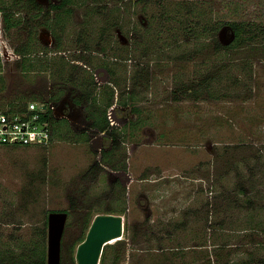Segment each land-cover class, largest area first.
Masks as SVG:
<instances>
[{"label": "rangeland", "instance_id": "rangeland-1", "mask_svg": "<svg viewBox=\"0 0 264 264\" xmlns=\"http://www.w3.org/2000/svg\"><path fill=\"white\" fill-rule=\"evenodd\" d=\"M165 1L174 7L176 2L196 1L198 6L209 2L211 5H207L219 20L243 18L264 25V0ZM102 2L111 9L109 15L114 11L112 18L121 15L125 23L131 20L139 27L147 24L149 12L137 9L128 1L123 4L119 0ZM8 7L16 18L22 17L19 27L5 28L3 18ZM74 8V17L63 34L64 43L71 50L68 55L73 54L72 49L77 46L78 34L89 32V37L95 38L91 43L93 57L101 53L99 44L107 46L110 57L117 52L122 57L116 66L119 91L124 90L126 94L133 91L140 111L130 112L127 123L118 125L116 130L121 140L111 161L112 167L102 163L95 132L86 136L63 127L46 146L0 145V255L18 259L29 253L35 241H44L45 229L48 251V215L52 211H67L61 256L70 258L72 248L78 247L87 231L85 213L89 211L95 216L105 213L107 208L125 206L123 236L110 243H120L122 247L125 244L120 264H203L206 256L220 242L226 241L228 251L233 252L232 258L244 259L245 253L253 248L245 236L243 240L241 237L250 229L232 237L228 230L212 228L208 216L223 200L224 189H228L225 193L229 194L232 204L238 206L244 202L243 195L237 194L235 188L238 182L249 183L245 180L249 172L236 162L245 158L250 165L256 160L264 165V40L261 38L254 46L235 48L218 57L209 38L204 39L206 49L200 50L204 40L187 39L181 30L172 37L174 29L159 35L142 29L126 40L125 33L116 28L114 35L112 31L99 38L95 33L98 24H82L85 5L78 4ZM118 8L122 9L121 13ZM34 13L28 11L24 1L0 0V31L3 30L11 45L21 48L30 43V31L37 28L39 20L33 18ZM177 22H171L170 26ZM116 34L123 37L126 50L119 47L121 43L114 42ZM151 39L159 40L155 41L159 50L156 45V49L145 45ZM220 40L225 44L231 38L225 33ZM37 41L42 46L38 36ZM31 42L33 48L40 47L34 39ZM147 46V54H144ZM209 56L215 61L212 74L220 87L216 95L221 92L223 97L211 99L206 95L194 100L188 95L192 90L184 86L198 80ZM19 61L15 65H3L0 56V79L5 87H0V107L12 99L31 100L33 97L23 98V95L30 96L33 90L44 85L47 89L49 84L53 87L59 81H70L52 72L54 67L50 73H22L17 68ZM70 73L71 67L67 66V76ZM96 78L106 83L107 72L96 70ZM102 83L93 86V93H103ZM120 98L115 94L114 102ZM134 119H141L136 130L128 126ZM242 143L244 147L240 146ZM223 156L228 158L229 165L230 158L235 156L233 163L236 164H232L239 170L229 169ZM124 163L127 174L118 176L114 167ZM116 177H125L124 203L119 200L124 186L114 184ZM259 177L257 190L260 191L253 193V197L264 204L262 172ZM72 205L78 207L71 209ZM228 223L234 225L233 220ZM243 225L249 227L250 224L245 221ZM258 236L254 239L264 234ZM108 249L109 255L114 256L113 249Z\"/></svg>", "mask_w": 264, "mask_h": 264}, {"label": "trees", "instance_id": "trees-1", "mask_svg": "<svg viewBox=\"0 0 264 264\" xmlns=\"http://www.w3.org/2000/svg\"><path fill=\"white\" fill-rule=\"evenodd\" d=\"M19 1H24L28 11L35 12L33 18H38L39 20L37 21V28H34L35 30L30 31V43H27L21 48H17L18 52L22 55V61H20L17 65L18 70L22 73L27 74L30 72H51L52 67H54V71L52 72L59 74L62 78L69 79L74 84L80 85L85 89L89 87L90 105L88 108V115L90 116V118L93 119L94 126L100 128L101 130L107 131L109 130V128L112 127L108 115V107H110L114 103L115 94L120 95L121 98L119 99V102L123 103L124 105L130 104L132 106L133 113H139L140 107L135 102V100L137 99V95L133 91H128L127 94L124 92V90L119 91L120 83L117 79L118 69L116 66L119 63L118 59L122 57H120L117 52L116 55L113 54L111 57L107 55L109 53L107 52V46H102L101 44H99L101 53H98V56H96L98 61L96 62L92 59L88 62V64L93 67H96V65L98 64H100V66L103 65L111 76L109 83L103 86V93H101L100 95L93 93V91L95 90V88L93 87L95 85L93 75L89 76L85 74L86 71H80L78 66L72 65L71 61H69V59L67 58V55H64L63 53H57L53 55L50 54L51 51L63 52L68 50V47L64 43L65 39L63 37V34L65 33L68 24L72 21L74 17V7L76 5H85L83 15L84 19L82 21L83 25H99L98 28L95 27V33L99 38L102 37L104 33H108L107 35H109V33H111L112 31L114 35V33H116V28L121 33H125L124 36L127 35L126 37H128L130 34L134 35L136 32H142V29L149 30L148 34L156 33L158 35L162 33H167L168 30L174 29L172 35V37H174L177 36V34L179 33L178 30H181V33H184V36H186L187 39L195 38L201 41L206 38H209L208 40L211 41L210 44L214 52H216V56L218 57H221L222 54H226V52H231L235 48L254 46L258 44V42H260L261 38L264 40L263 24L256 23L254 21L243 18L227 21L219 20L214 16V10H212V7L209 8L208 5H211V3L209 4V2L199 4L200 7L198 6V2L196 1L191 3L176 2L174 3V7V5H168L167 1L165 0H119L120 4L121 2L123 4L124 1H128L134 7H137V9H140L141 11H144L146 13L149 12L147 24H145V26L142 25L139 27V25L135 24V22H131V20L125 23L121 15H119V17L117 16L112 18L114 11L112 15H109L111 9L108 8L109 6L107 4H102L103 0H62L60 4H51L49 7H44L37 0ZM90 1L92 3H89ZM122 9L118 8V13H121ZM5 11L6 12L4 13L3 18L5 28L12 29L14 27H19L23 20L22 17L16 18V14L11 7H8L7 9H5ZM186 18H189V21H186ZM173 21H178L177 25L170 26V23ZM24 22H26V24L29 23V21L26 20ZM27 26L28 25H26V27ZM40 26H45L53 32L57 41L55 48L50 49L47 46H41L38 43L37 30ZM127 26L129 27L128 29H126ZM223 27L227 28V38H231V41L225 44H223L219 38V32ZM89 33H79L77 40L84 41L88 44L90 43L87 48L89 47V49L94 50L93 44L91 43L92 40H95V38H93L92 36L89 37ZM32 39H34L35 44L37 43V45H40L39 48H33V43L31 42ZM115 41L119 44L121 43L119 47L126 50L127 44L123 43V41H120L117 38V34L116 39H114V42ZM155 41L159 40L153 41L151 39L147 41L145 45L150 44L148 46L152 45L154 49H156V45L157 50H159L158 45L157 43H155ZM203 42V44L198 49L203 50L205 48L206 41L204 40ZM107 45L109 46L108 43ZM148 46L146 47V52H144V54H147L149 48ZM188 54L190 55L191 53ZM208 58L209 59L204 62L205 71L201 74L200 77H198V80H194L190 85L186 84L184 86L187 87L188 90H192V93H188V95L194 100L206 98V95H209L211 99H218L221 96V92L220 95H216L220 91V87L218 86V80L215 78L216 76L212 74L215 68V61L210 59V56ZM67 66H71V73L68 76L66 74ZM1 67L2 64L0 62V72L2 71ZM0 81L2 80L0 79ZM0 87L5 88L3 86V81ZM45 96L46 92H43L42 95H23V98L33 97V99L36 100L39 98L42 99ZM13 100L14 99H12L11 101ZM140 121L141 119H134L133 121H130L128 123V126L132 130H136ZM116 129L117 128H113L111 132L114 144L112 149L103 152V163L111 164V161L114 159L116 151L119 148L121 134ZM61 132L62 130L59 128V126H57L56 131L54 132V138L55 135H59ZM243 145L244 143H242V145L240 146ZM236 148H239V146H237ZM223 158L226 160L225 163L231 170L236 169L234 166L236 163L243 164L249 172V175L245 180H247V182H249L250 184H245V181H242V183H237L235 191H237V194L243 195L244 200L242 205L238 206L237 204L231 203L229 194L226 195L225 193L228 191V189H224V193H222V195L224 194V198L220 201V203L218 202L216 204L215 208H213L214 210L212 214L210 215V217L208 216V222L212 224L211 226L214 229L217 228V230L221 229L223 231L228 230V234H230L232 237L234 235L236 236L238 233L240 234L241 231H245L247 228H249L250 232L243 234L241 238L243 240V236H245V239H248L249 243H251L253 250L249 252L247 251L245 253L247 254V256H245L244 259L237 261L236 259L232 258L233 252L228 251L229 242H220V244H218V246L214 248V251L211 252V254L209 253L208 256H206L207 259H205L203 264H264V255H261L262 252L264 253V236L257 240L254 239L255 237L259 238L258 235L264 234V204L260 201H256V199H254L255 195L253 197V193L260 191L257 190V186L260 183L258 181L260 179L259 172L263 173V177L261 178V180L264 181V165H261L259 160L254 161V163L250 165L248 163V159L245 158H242L238 162L233 163L235 156L230 158L231 163L229 165L228 158L226 159L225 156H223ZM262 166L263 171L260 170ZM120 167L127 170V165L125 163ZM114 184L119 185L120 187L124 186L123 194L121 195V197H119V200L122 201V203L126 202V185H123V183L119 179H117ZM77 207L78 206L76 205H72V207L70 208L76 209ZM124 212H126L125 206L117 209L114 207H110L107 208V210L105 211L106 214L118 213L120 215H122V213ZM85 215L87 217V231L82 236L80 243L85 240L88 230L94 218L98 214L92 216V214L88 211V213H85ZM244 216H247L248 218L244 219ZM229 220H233L234 225L229 224ZM245 221H248V223L250 224L249 227H244L243 223ZM43 234L44 241H35L29 253H26L18 259H12L10 257L6 258L3 255H0V264H47L46 229L43 231ZM133 238L134 237H132V239ZM133 241L135 242V239H133ZM75 246L72 248L71 254H69L71 255L70 258L62 256L60 264H77V247ZM107 247H111L113 249L114 256L109 255L110 251L109 249L107 250ZM124 251L125 244L123 247L120 243L116 245H110V243L107 244L103 250L100 264H120L124 257Z\"/></svg>", "mask_w": 264, "mask_h": 264}, {"label": "flooded vegetation", "instance_id": "flooded-vegetation-1", "mask_svg": "<svg viewBox=\"0 0 264 264\" xmlns=\"http://www.w3.org/2000/svg\"><path fill=\"white\" fill-rule=\"evenodd\" d=\"M37 1L44 7H49L51 4H60L62 0H37ZM37 36L40 42L42 43V45L47 46L50 49L55 48L57 44L56 37L50 29H48L45 26H40L38 28ZM126 36H124V38H126L127 40ZM117 38L120 41H123L124 43L123 37L121 39V37L119 38L117 35ZM89 44L85 43L84 41L77 40V46L72 49L73 54L68 55L71 52L70 48H68V50L63 52L51 51L50 54L53 55L57 53H63L64 55H67V58L69 59V61H71L72 65L77 64L79 69H83V71H86V75L89 76L93 75L95 85L97 83L101 85L102 83L97 78L95 80L96 70L104 69L108 75L107 82L104 84L102 83V86H104L105 84L109 83L111 76L103 65L100 66V64H98L96 65V67H93L88 64L90 60L97 59L96 56L92 57L93 50L89 49V47L87 48ZM0 56L3 65L6 63L15 65V63H17V60L22 61V55L18 52L15 46L10 44L9 39L4 37L2 29L0 31ZM80 57L84 60H82ZM47 73H50V71H48ZM70 81L69 82L67 81L63 82V80L59 81V84L56 86L53 85V87L51 84H49L47 86V89L46 86L44 85V87L42 86L43 88L41 89L33 90L30 96L42 95L43 92H46V96L42 99L39 98V100L48 101L49 104L52 106L54 113V118H53L54 132L56 131L57 126H59L60 129L63 127L70 128L72 131L85 134L86 136L88 135L90 136L92 133L95 132L96 142L100 145V147L98 148L99 150L98 152L101 155V159H102L103 152L109 151L110 149H112L114 145L113 138L111 136L112 129L117 128L118 125H121L122 123L125 124L127 123V121L130 119V112L132 113V106L130 104L124 105L123 103L119 102V100L114 102L110 107H108V115L111 121V126L113 128L112 127L109 128L108 131L101 130L100 128L94 126L93 119L90 118V116L88 115V108L90 105L89 104L90 88L87 87V89H84L85 90L84 91L82 89L84 87L81 86L82 88H80V85H76L72 81L71 82ZM102 86L100 87L102 88ZM27 96H29V94H27ZM62 122L66 123V126H64ZM106 165L111 167L113 166L108 163ZM114 169L115 172L118 174V176H121L122 174H127L128 171V168L126 170L121 167L118 168L114 167ZM124 178L125 177H118L117 179L121 180V182L123 183ZM126 178H127V182H129L128 177Z\"/></svg>", "mask_w": 264, "mask_h": 264}, {"label": "water", "instance_id": "water-1", "mask_svg": "<svg viewBox=\"0 0 264 264\" xmlns=\"http://www.w3.org/2000/svg\"><path fill=\"white\" fill-rule=\"evenodd\" d=\"M219 33L220 39L225 37L227 28ZM67 211H52L48 215V251L47 264H60L62 237L68 219ZM124 217L119 214H98L76 251L77 264H99L104 247L123 236Z\"/></svg>", "mask_w": 264, "mask_h": 264}, {"label": "built area", "instance_id": "built-area-1", "mask_svg": "<svg viewBox=\"0 0 264 264\" xmlns=\"http://www.w3.org/2000/svg\"><path fill=\"white\" fill-rule=\"evenodd\" d=\"M53 118V109L48 101H8L0 107V145H49L54 139Z\"/></svg>", "mask_w": 264, "mask_h": 264}]
</instances>
